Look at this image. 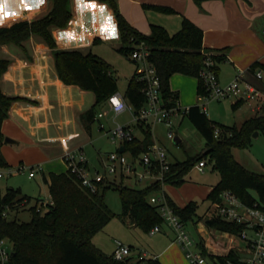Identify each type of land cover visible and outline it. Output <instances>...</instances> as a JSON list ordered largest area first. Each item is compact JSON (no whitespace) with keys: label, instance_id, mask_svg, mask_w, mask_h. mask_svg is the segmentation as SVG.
I'll return each instance as SVG.
<instances>
[{"label":"trees","instance_id":"trees-1","mask_svg":"<svg viewBox=\"0 0 264 264\" xmlns=\"http://www.w3.org/2000/svg\"><path fill=\"white\" fill-rule=\"evenodd\" d=\"M49 1L51 8L46 14L0 26V44L15 43L24 48L23 42L31 35L41 36L51 50L58 77L65 84L78 85L93 92L95 102L80 114L85 129L90 132L95 122L97 107L104 105L108 97L118 91L116 77L111 65L92 51L65 50L58 46L50 27H67L73 13L70 0ZM98 1L108 4L114 12L122 42L118 51L130 56L134 44H145L149 52L148 60L154 65L161 79L162 95L170 104H175L178 100V92L170 87V79L176 73L197 78L198 95L206 93L199 73L208 50L203 47V30L199 26L184 17L181 28L173 34L158 24H151L150 33L146 34L126 19L116 0ZM194 1L201 5L205 0ZM144 6L173 12L165 6ZM213 59L216 64L222 57L213 54ZM9 63V59L0 58V80ZM257 65L264 68V64H254L255 67ZM143 86L144 82L139 80L134 72L122 93L125 100L136 110L143 106L145 101ZM19 98L4 94L0 87V166L7 165L1 153L5 139L1 125L13 102ZM186 117L204 138L205 147L196 156L173 162L170 172L166 175V182L172 185L182 184L194 165L206 157L219 173L218 182L206 197L209 205L220 198L223 190L230 189L243 202H257L264 209V173L247 169L232 153L235 147H248L255 131H264V113L252 116L240 125L226 126L212 122L200 109L199 104H194L188 107ZM217 125L220 126V134L215 136ZM139 127L143 137L125 143V148L137 155L146 151L153 142L150 126ZM44 180L48 183L52 202L47 203L45 211L38 210L37 204L33 206L31 219L27 222L3 217L2 210L8 203H21L23 200L28 202L30 198L14 188H7L4 192L0 188V236L7 238L12 245L9 264H130L127 258L116 260L92 242V237L102 230L114 215L105 200V191L110 188L119 192L122 215L129 216L134 224L149 231L163 221L157 207L148 201L149 195L158 189V184L137 188L122 182H108L101 184L97 192L91 193L80 185L79 180L69 170L61 173L51 172L49 179ZM168 200L185 224H197L205 219L207 228L230 232H238L241 229L240 224L228 222L220 217L204 213L199 215V204L196 201L191 200L181 206L170 197ZM208 209L209 207L206 208ZM141 261H146L147 264H161L153 258L140 259L137 263Z\"/></svg>","mask_w":264,"mask_h":264},{"label":"crops","instance_id":"crops-1","mask_svg":"<svg viewBox=\"0 0 264 264\" xmlns=\"http://www.w3.org/2000/svg\"><path fill=\"white\" fill-rule=\"evenodd\" d=\"M132 1L137 5L144 3L165 6L173 10V14L168 15L154 11L143 12L138 20L131 18L123 11L124 14H122L139 31L148 34L150 25L158 24L173 34L181 28L182 19L186 17L203 30V47L208 52L222 57L215 64V70L221 83L231 81L239 72L244 71L248 80L264 90V68L259 65L254 66L256 63L264 64V0H205L201 5L196 4L194 0ZM33 4L34 0H10L8 10L14 11L16 15L4 17L3 25H9L20 19L40 17L51 8L49 0H45V3L38 8ZM92 4L96 7H89ZM100 6H104V12L100 11ZM70 7L73 16L68 26L65 28L50 27L60 48L82 52L92 51L96 38L102 41L116 39L119 41L117 49L121 46L115 16L106 3L98 0H70ZM110 23L115 25L116 38H105L110 36L107 27ZM23 45L24 48L15 43L0 44V58L10 60L6 71L1 76V90L8 96L20 97L9 109L8 116L1 125V132L5 137L14 140L10 143H17L19 147L21 145L22 150L29 148L30 144H35L37 141L45 144L44 148L49 150V155L44 156L45 159L39 158L41 161L38 164L43 167L41 172L43 179H49L51 172L61 173L67 170L62 160L64 154L50 155L51 148L49 147H52L50 145L60 147L61 142L69 141L72 137H80L82 133H88L80 119V114L90 108L95 100L92 98L88 101L90 99L88 93L91 91L84 90L78 85L65 84L58 77L51 50L41 36L33 34L23 42ZM257 70L262 71V79L256 78ZM178 74L180 73L172 75L170 87L178 92L179 106L184 109L199 104L197 78L182 76V74L177 76ZM91 93L94 95L93 92ZM106 105L107 103L104 104V108ZM207 106L208 104H206V111ZM231 106L234 110L242 109V114H239L240 121L234 125H240L246 119L264 113V101L248 102L241 97L231 101ZM184 116L177 121L181 123ZM139 132L138 137L142 138V130ZM152 138H154L153 134ZM175 138L176 143L181 141L178 136ZM1 153L6 166H10L2 149ZM195 165L193 168L199 170ZM213 185L215 184L206 186L207 195ZM167 196L170 197L168 194ZM208 207L210 208V205ZM208 210H205L204 215H208ZM204 221L205 219H202L201 223L194 224V231L200 237L205 238L207 227ZM129 246L132 250V246ZM160 247L154 251L145 250V252L142 250L133 252L132 250L127 259L130 264H136L140 259L155 257L161 264H173L176 257L184 255L180 246L172 239Z\"/></svg>","mask_w":264,"mask_h":264},{"label":"built area","instance_id":"built-area-1","mask_svg":"<svg viewBox=\"0 0 264 264\" xmlns=\"http://www.w3.org/2000/svg\"><path fill=\"white\" fill-rule=\"evenodd\" d=\"M148 50L143 42L134 44L131 51V60L136 64L137 78L144 82L142 91L145 96L143 106L138 110L128 103L119 91L111 94L106 103V108L96 113L95 120L100 122V128H104L100 119L112 113L114 118L126 111L132 116L135 127L141 131V126H150L162 123L167 128V137L175 139V120L186 115L188 108H181L178 101L170 104L162 95L161 79L154 65L148 60ZM204 65L199 73V78L206 91L199 94L200 109L206 112V103L210 100L225 98H244L248 102L264 101V90L245 77V72H239L235 78L227 83H221L215 70L213 53L206 52ZM257 79L263 78L261 70L255 72ZM115 98L119 103L113 104ZM110 139L118 144L115 151H111L103 159L104 172L96 170L91 173L83 147L78 146L67 150L63 155L66 169L76 176L80 185L91 193L99 190L100 185L108 182H117V178L132 180L136 183H145V186L158 184L161 191L159 195L150 194L148 201L157 207L163 221L153 226L149 234L154 235L162 231V225L166 224L172 231L173 242L180 246L185 258L190 264H264V209L257 202L247 204L243 202L232 190L225 189L220 193V198L210 205L208 215H214L228 222L241 225L238 232L220 231L208 228L211 234L208 238H195L186 228V224L174 212L168 196L163 188L166 184V175L171 170L172 161L169 159L166 148L158 143L155 138L148 149L140 154H134L125 148V143L131 142L138 135L131 124L115 122V126L106 132ZM220 134L215 129V136ZM124 146L123 150L120 147ZM206 165L205 159L196 163V168L203 171ZM28 170V177H35L43 171L41 164L27 166L19 164L16 167L0 166V180L6 175H13ZM111 176V177H109ZM51 197L39 200L37 209L46 207ZM21 203L12 202L5 205L2 216L10 218L12 210L23 206ZM9 240L0 236V264H9L11 248ZM10 242V241H9ZM11 243V242H10ZM205 252V253H204ZM131 253V247L120 240L115 241L112 256L116 260H124ZM146 256V254H145ZM156 259L155 257H152ZM136 264H147L141 261Z\"/></svg>","mask_w":264,"mask_h":264},{"label":"rangeland","instance_id":"rangeland-1","mask_svg":"<svg viewBox=\"0 0 264 264\" xmlns=\"http://www.w3.org/2000/svg\"><path fill=\"white\" fill-rule=\"evenodd\" d=\"M116 1L120 12L123 13L124 11L135 20H138L143 12L148 11L159 12L167 15L173 14V12L159 11L152 7H145L144 3L137 5L132 0ZM108 7L111 9L109 5ZM141 18L140 21L142 20ZM118 43L119 41L116 39L112 41H102L99 38H96L94 39L92 52L105 59L111 65V70L116 77L117 89L119 92L124 93L128 80L136 69V64L131 60V56H126L117 50L119 45ZM179 75L180 74L177 76ZM88 96L90 98L88 101H91L92 98L95 100V96L92 95L91 92L88 93ZM234 99L235 98L229 97L220 100L213 99L208 101L206 103L208 104L206 111L207 117L212 122L219 125H234L237 121L239 122L241 118L239 114H242V109L234 110L232 108L231 101ZM105 108L103 104L99 105L97 107V112L102 111ZM100 121L103 123L104 128H100V122L96 120L92 124L90 132L82 133L80 137H72L69 141L65 140L63 143L61 142L62 146L60 147L57 145H50L52 146L49 147V149L51 148L50 155H63L67 150L82 146L91 173H94L96 170L104 172L103 159L106 158V155L109 152L115 151L118 148V144L113 142L106 133L107 130L113 128L115 126V122H117L121 124H131L137 135H140V132L135 127L129 111L117 115L114 120L112 113H110L108 116L100 119ZM219 125H217V129H220ZM151 131L156 141L166 148L169 159L172 162L182 161L189 157L196 156L202 152L205 147L204 138L186 117V115L183 117L181 123L175 120L174 131L176 136L181 139L178 143H176L174 139L167 137V128L162 123L152 125ZM256 132V135H254V133L252 134L251 143L248 147H235L233 148L232 153L234 158L241 162L247 169L258 173H264V131ZM44 146L45 144H41L37 141L35 144H30L29 148L22 150L21 145L19 147L17 143H6L3 141L1 149L6 154L5 157L8 163H10V166L16 167L21 162L27 166L38 164L41 161L39 158H44V156L46 157L49 155V150L47 151ZM56 158L59 159V157ZM204 159L207 161V165L203 172L193 168L186 175L185 181L182 184H166L163 188V191L167 192V194L179 205L186 204L189 200L196 201L199 204L197 210L199 215L203 214L209 205V202L206 199V186L216 184L219 180V173L217 169L213 167V163L206 157ZM117 182H122L125 185L137 188L145 186V183L143 182L136 183L127 179L117 178ZM0 188L3 192L7 188H14L18 190L20 194L27 195L30 198L23 206L12 210L10 213V218L16 219L20 222L29 221L32 216V207L35 206L40 199H47L49 197L48 183L43 179L42 174L37 173L35 177L30 178L28 177V170L4 176L0 180ZM160 193L161 191L159 190H154L152 192L154 195H159ZM105 200L114 215L103 227V229L98 231L92 237L93 244L100 248L104 253L112 255L116 240H120L127 245H131L133 252L138 250L145 252V250L154 251V249H159V247L164 245L165 242L173 238L172 231L168 230L166 224L162 225L161 232L151 235L144 227L134 224L129 216L122 215L120 196L116 189H107L105 191ZM42 210L45 211L46 207L44 206ZM186 228L193 237L196 239L201 238L200 235L194 231V223H186ZM208 230L209 229L207 228L205 238H208L211 235ZM7 243L8 247L12 248L11 243L9 241ZM183 256L176 257L173 264H189L187 262L188 260Z\"/></svg>","mask_w":264,"mask_h":264},{"label":"clouds","instance_id":"clouds-1","mask_svg":"<svg viewBox=\"0 0 264 264\" xmlns=\"http://www.w3.org/2000/svg\"><path fill=\"white\" fill-rule=\"evenodd\" d=\"M44 3H45V0H34L33 6L38 8L40 5ZM0 6H2L3 8V12H0V26H2L4 23V17H6L5 13H12L13 16L16 15V13L14 11L8 10L10 8V0H0ZM25 7H27V5H25ZM89 7H91V5H89ZM104 10H105L104 6H100V11L104 12ZM107 27H108V30L110 31V36L105 37V38H116L117 32H116L115 25L110 23ZM112 103L118 105L119 102L115 98H113Z\"/></svg>","mask_w":264,"mask_h":264},{"label":"water","instance_id":"water-1","mask_svg":"<svg viewBox=\"0 0 264 264\" xmlns=\"http://www.w3.org/2000/svg\"><path fill=\"white\" fill-rule=\"evenodd\" d=\"M257 134V132L255 131L254 132V135H256ZM176 140V138L174 139V141ZM5 141L6 142H13L14 140L12 139V138H10V137H5ZM123 148H124V146H121L120 147V150H123Z\"/></svg>","mask_w":264,"mask_h":264},{"label":"snow or ice","instance_id":"snow-or-ice-1","mask_svg":"<svg viewBox=\"0 0 264 264\" xmlns=\"http://www.w3.org/2000/svg\"><path fill=\"white\" fill-rule=\"evenodd\" d=\"M91 7L95 8V4H92ZM0 12H3L2 6H0ZM6 16L13 15L12 13H5Z\"/></svg>","mask_w":264,"mask_h":264}]
</instances>
